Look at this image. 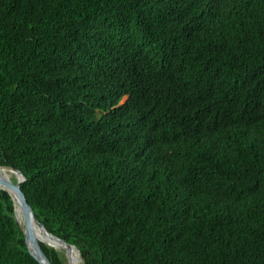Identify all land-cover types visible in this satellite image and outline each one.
Instances as JSON below:
<instances>
[{
  "label": "trees",
  "instance_id": "trees-1",
  "mask_svg": "<svg viewBox=\"0 0 264 264\" xmlns=\"http://www.w3.org/2000/svg\"><path fill=\"white\" fill-rule=\"evenodd\" d=\"M0 165L85 264H264V0H0Z\"/></svg>",
  "mask_w": 264,
  "mask_h": 264
},
{
  "label": "water",
  "instance_id": "water-1",
  "mask_svg": "<svg viewBox=\"0 0 264 264\" xmlns=\"http://www.w3.org/2000/svg\"><path fill=\"white\" fill-rule=\"evenodd\" d=\"M2 167H7V168H11L13 169L15 172H18L19 174L22 175V178H17L16 177V181L14 179H4L2 177H0V188L7 190L9 192V194L11 195L14 205H15V217L16 220L18 221L19 225L22 227L24 234H25V239L26 242L28 244L29 250L31 251L32 254H34V256L39 260L40 264H52L45 256L44 250L42 248L41 245V241L49 244L48 242L41 240L40 238H38L35 234V231L33 230V221L35 220L36 222H38L39 224H41L43 226V228L46 230V232H48L52 237L60 240L63 245L64 248H67V246H73L76 248L78 254L80 255V257L83 260V263L85 264V260L84 257L81 254L80 249L73 243H70L68 241H66L65 239H62L61 237L53 234L52 232H50L43 223L39 222L32 211L31 205L28 203V201L26 200L22 188H21V183L26 179L25 175L22 173V171L16 167H12V166H5V165H0ZM16 202L20 205L21 210L23 212V217H24V226H22L18 220L17 214H16ZM53 247H55L56 249H58V247L54 244H49ZM67 258H68V263L72 264L69 260V256L66 254Z\"/></svg>",
  "mask_w": 264,
  "mask_h": 264
},
{
  "label": "bare ground",
  "instance_id": "bare-ground-1",
  "mask_svg": "<svg viewBox=\"0 0 264 264\" xmlns=\"http://www.w3.org/2000/svg\"><path fill=\"white\" fill-rule=\"evenodd\" d=\"M14 176L17 177L18 179L22 178V175L19 174L18 172H15L13 169L0 166V177L4 179L12 180ZM16 209H17L16 214H17L18 220L20 224L24 226L23 212L21 210L20 205L17 202H16ZM32 227L38 238L48 242L49 244L56 245L58 249H64L66 251V254L69 256V260L72 264H84L82 258L78 254L75 247L67 246V248H64L60 240L52 237L48 232H46L43 226L39 224L38 222H36L35 220L33 221Z\"/></svg>",
  "mask_w": 264,
  "mask_h": 264
},
{
  "label": "rangeland",
  "instance_id": "rangeland-1",
  "mask_svg": "<svg viewBox=\"0 0 264 264\" xmlns=\"http://www.w3.org/2000/svg\"><path fill=\"white\" fill-rule=\"evenodd\" d=\"M13 179L16 180V177L14 176ZM59 251L62 253V255L64 256V258L66 259V261L68 262V258L66 256V251L64 249H59Z\"/></svg>",
  "mask_w": 264,
  "mask_h": 264
}]
</instances>
